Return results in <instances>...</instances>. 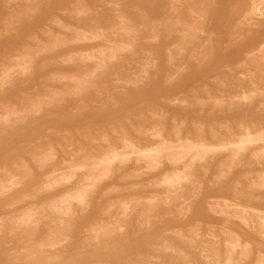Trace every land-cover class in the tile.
Segmentation results:
<instances>
[{
  "label": "rangeland",
  "instance_id": "rangeland-1",
  "mask_svg": "<svg viewBox=\"0 0 264 264\" xmlns=\"http://www.w3.org/2000/svg\"><path fill=\"white\" fill-rule=\"evenodd\" d=\"M210 6L214 13L211 21V29L215 32L213 51L210 56L196 59H190L188 53L181 55L179 59L188 63V72L180 81L168 84V75L177 69L168 63L167 53L168 50L177 53L178 32L182 29L178 23L180 16L172 13L168 0H29L28 4L26 0H0V75L7 69L13 74L5 86L0 84V119L11 111L25 114L21 124L13 117L11 124H0V168L4 171L0 170V187L3 182H10L7 183L8 191L0 192L3 195H0V264H259L264 261L261 260L264 259V190L256 182L264 173V159L256 162L252 150L246 151L235 166L230 165L231 159L227 155H223L208 174L198 167L190 176L192 182L189 179L188 184L182 183L181 190L171 194L169 199L164 196L166 191L161 183L170 168L150 174L143 169L144 165L136 164L132 159L126 166H115L110 179L89 194L84 207L73 204L67 218L58 217L52 205L59 203L68 189L53 192L42 189L53 166L63 167L65 161L80 163L87 156L100 157L115 147L123 149L124 139L138 147L150 146L153 144L151 129L155 125L163 129V135L169 139L174 131L180 130L182 137H206L204 140L214 144L238 138L245 124L253 132L264 127V92L256 95L251 106L230 104V98L240 92L238 65L242 62H246L247 69L256 76L250 81L243 80L244 85L264 91V60L257 51L259 44L264 42V35L254 39L258 34L248 29L243 32L234 29L246 18L244 12L248 10V0H214ZM83 8L88 9V15H98L103 25L119 23L116 16L120 14L136 17L130 18L134 21L144 17L155 26L162 24L175 28L170 37L164 36L167 31H159L162 37L158 67L157 71L149 70L152 78L148 84L127 85L129 74L137 72L141 62L138 58L110 66L96 79L87 77L92 65L68 62L77 52L92 53L98 47L96 43L76 45L72 42L74 32L88 29L87 20L77 18L78 10ZM57 38L66 41V45L55 44ZM28 52L31 56L37 55L32 56L31 68L16 72L17 57L30 55ZM248 52L253 56L248 57ZM138 55L142 58L141 52ZM125 64H131L135 69L126 72L123 70ZM230 68H233L232 72ZM74 82L84 83V86L74 89ZM37 96L52 97V101L48 100L47 107L44 103L36 110L31 104ZM53 101L58 104L54 105ZM36 111L41 116L34 114ZM196 124L200 126L197 128ZM202 127H205L204 132ZM50 151L58 154L53 166H44L39 157ZM222 170H225L224 176ZM76 183L79 182H74L70 188L77 186ZM150 213L152 216L148 215ZM65 219L69 222L66 226ZM25 221L29 225H25ZM47 241L52 246L46 244ZM22 249L34 250L35 255H28Z\"/></svg>",
  "mask_w": 264,
  "mask_h": 264
},
{
  "label": "bare ground",
  "instance_id": "bare-ground-1",
  "mask_svg": "<svg viewBox=\"0 0 264 264\" xmlns=\"http://www.w3.org/2000/svg\"><path fill=\"white\" fill-rule=\"evenodd\" d=\"M23 1V0H22ZM25 1V0H24ZM27 4L29 0H26ZM99 1V0H98ZM172 6V13L175 15H179L180 19L178 20V23L181 25L182 29L178 32L179 33V44L176 47L175 53L173 50H168L167 53V59L168 63L171 64V66L176 67L177 70H175L172 74L168 75L167 77V83L168 84H174L175 82L180 81L186 73L188 72V63L187 61L183 62L179 59L181 55L184 53H188L190 59L197 58L198 56H210L212 50V43L214 41L213 37L215 35V32L211 29L212 24V18L214 16L212 6V2L214 0H168ZM104 2V1H103ZM115 2V1H114ZM22 3V2H21ZM84 3V2H83ZM112 3V2H110ZM249 7L248 10L245 11L244 22L238 24L234 29L237 32H243L246 29L250 30L254 33H260L264 30V0H248ZM106 4V3H105ZM117 5V4H116ZM86 7V6H84ZM118 7V6H116ZM121 7V6H120ZM79 8V7H76ZM107 8H109L107 6ZM117 9V8H116ZM114 9V11H117ZM88 10V9H87ZM86 8L78 10L77 18L78 19H85L87 20L88 29L87 30H78L73 33L72 42L76 45H85V44H98V47L92 52H82V53H76L75 56L68 59V62H76L79 61L81 63L80 65L84 64H90L92 65L91 71L87 72V77L90 79H96L99 77L104 71L110 69V66L121 64L127 61H134V58H138L141 60L139 63V66L136 73H130V82L127 83L129 86L138 87L139 85L148 84L151 81L152 76L149 74L150 69H155L157 71L158 67V52L160 50V39L162 37L161 34H159L160 30L167 31V34H164L166 37H170L174 34L175 28L173 26L165 27L162 26V24L159 26H155L151 23H148L145 21L144 17L139 18V21H134L130 18H136V17H126L123 15L118 14L116 16L119 23L111 24V25H103L101 19L98 17V15H88V11ZM111 10L112 5H111ZM120 11V10H118ZM111 12V11H110ZM122 12V11H121ZM77 13V12H76ZM114 13V12H113ZM129 13V11H128ZM133 13H136L133 11ZM127 13H125L126 15ZM132 14V13H131ZM114 15V14H113ZM131 16V15H130ZM134 16V14H133ZM142 16V15H141ZM136 20V19H135ZM149 20V19H148ZM57 21V20H55ZM57 23V22H56ZM178 25V24H177ZM71 31V30H70ZM70 33V32H69ZM50 34V33H49ZM202 37V39H200ZM58 39V38H57ZM37 40V39H36ZM52 40V39H51ZM71 41V40H70ZM38 42V41H37ZM55 44L59 45H66V41H61L60 39L56 40ZM71 44V43H70ZM56 45V46H57ZM45 46V45H44ZM27 50V48H26ZM25 51V50H24ZM38 51V50H37ZM42 51V50H41ZM258 52L262 54L263 57L261 59L264 60V43L261 44L258 49ZM139 52L142 54V58H139ZM19 53V51L17 52ZM26 53V52H25ZM35 53V52H34ZM74 53V52H73ZM20 54V53H19ZM30 54V52H28ZM25 55V54H24ZM20 56L17 57V65H16V72L20 71H26L31 68L33 57L30 55L26 56ZM18 56V55H17ZM37 56V55H36ZM35 56V57H36ZM248 57H252V53H248ZM14 57V56H13ZM68 57V56H67ZM66 59V58H65ZM64 59V60H65ZM165 59V58H164ZM5 61V60H4ZM7 61V60H6ZM167 61V60H166ZM15 63V62H14ZM71 63V64H72ZM5 64V63H4ZM69 64V63H68ZM74 65V63H73ZM79 65V64H78ZM128 65V63H127ZM3 66V65H2ZM77 66V65H76ZM80 67V66H79ZM86 67V66H85ZM87 68V67H86ZM84 68V69H86ZM124 71H132L135 69V67L126 66L123 65ZM6 69V68H5ZM230 72L233 71V68L229 69ZM29 71V70H28ZM85 71V70H84ZM15 72V73H16ZM14 73V74H15ZM24 74V73H23ZM155 74V73H154ZM159 73L155 74L158 76ZM238 74L241 76V78L238 80L241 83L239 84L240 92L236 94L237 96L230 98V104H238L245 107L249 106L253 103L255 100V97L257 94L264 92L261 89L254 87L249 88L244 85L242 82L243 80H251L255 78V73L247 69V63L242 62L238 65ZM12 72L10 69H7L4 71L2 76L0 75V84L5 86L4 84L8 83V80L12 79ZM20 75V74H19ZM119 76V75H118ZM58 77V76H56ZM17 78V77H16ZM61 78V77H60ZM63 78V77H62ZM68 78V77H67ZM79 78V77H77ZM76 78V81H77ZM86 79V78H85ZM67 80V79H66ZM79 80V79H78ZM18 81V80H17ZM69 80H67L68 82ZM80 81V80H79ZM87 81V79H86ZM113 81V80H112ZM84 82V81H81ZM165 84V83H164ZM2 86V87H3ZM70 86V85H69ZM68 86V87H69ZM74 89H78L79 87H83L84 83L74 82L72 84ZM1 87V86H0ZM86 89V88H85ZM206 89H208L206 87ZM9 90V89H8ZM45 90V89H44ZM49 90V89H48ZM83 90V89H82ZM60 91V90H59ZM75 91V90H74ZM208 91V90H207ZM53 92V91H52ZM32 93V92H31ZM42 93V92H41ZM40 93V94H41ZM64 93V92H63ZM45 95V94H44ZM183 95V94H182ZM34 96V95H33ZM60 96V95H59ZM63 96V95H62ZM260 96V94L258 95ZM49 97V96H48ZM58 97V96H57ZM65 98V97H64ZM63 98V99H64ZM139 98V95H138ZM52 97L47 99V97L37 96L34 100H32L31 107H34L36 109L41 104L43 105L48 100L51 102ZM61 99V98H60ZM54 100V99H53ZM79 100V99H78ZM113 100V99H112ZM138 100V99H137ZM180 100V99H179ZM228 100V99H227ZM115 101V100H114ZM181 101V100H180ZM179 101V102H180ZM200 101V100H199ZM210 101V100H209ZM48 102V103H49ZM58 102V101H57ZM55 102V103H57ZM119 102V101H118ZM201 102V101H200ZM199 102V103H200ZM206 102V101H205ZM218 102L220 103L221 100ZM3 103V102H1ZM31 103V102H30ZM54 103V101H53ZM54 103V105H55ZM60 103V102H59ZM82 103V102H81ZM52 104V103H51ZM58 104V103H57ZM218 104V103H217ZM5 105V104H4ZM4 105H1L4 107ZM220 105V104H218ZM227 105V103H226ZM261 105V104H260ZM44 106V108H46ZM59 106V105H58ZM62 106V105H60ZM112 106V105H111ZM224 106V105H223ZM222 106V107H223ZM233 106V105H232ZM251 106V105H250ZM6 107V106H5ZM8 107V106H7ZM30 107V105H29ZM57 107V106H55ZM220 107V106H219ZM9 108V107H8ZM216 109V107H214ZM229 108V107H228ZM231 108V107H230ZM263 108V107H262ZM13 109V108H12ZM28 109V108H27ZM222 109V108H220ZM5 110V109H3ZM37 110V109H36ZM39 110V109H38ZM43 110V108H42ZM214 110V109H213ZM223 110V109H222ZM35 111V110H34ZM33 111V112H34ZM7 112V110H6ZM28 112V111H27ZM32 112V109H31ZM40 112V110H39ZM44 112V111H43ZM49 112V111H47ZM202 112V111H201ZM215 112V111H214ZM41 113V112H40ZM55 113V111H54ZM141 113V112H140ZM143 113V112H142ZM226 113V112H225ZM32 114V113H31ZM36 115L37 111L34 113ZM42 114V113H41ZM162 116V113H160ZM220 114V113H219ZM25 115V114H24ZM24 115L17 114L14 111L7 112L4 114V116L0 119V124L8 125L11 124V117L14 118V120L21 124L24 121ZM40 115V114H39ZM38 115V116H39ZM141 115V114H140ZM41 116V115H40ZM46 116V115H44ZM117 116V115H116ZM137 116V115H136ZM154 116H156L154 114ZM159 117V115H157ZM161 116L159 118H161ZM1 117V116H0ZM135 117V116H134ZM154 118V117H153ZM128 120V119H127ZM148 120V118H147ZM146 120V122H147ZM177 120V119H176ZM14 121V122H15ZM32 121V120H31ZM130 121V120H129ZM176 122V121H175ZM182 121V125H183ZM16 123V124H17ZM124 123V122H123ZM148 123V122H147ZM162 124V123H161ZM201 125V123H199ZM254 124V123H253ZM185 125V124H184ZM196 124L195 126H197ZM199 125V126H200ZM206 125V124H205ZM11 126V125H10ZM13 126V125H12ZM134 126V125H133ZM194 126V125H193ZM197 126V128L199 127ZM111 127V126H110ZM141 127V126H140ZM153 127V126H152ZM173 127V126H172ZM175 127H177L175 125ZM103 128V127H102ZM128 128V127H127ZM164 128V127H163ZM205 128V127H204ZM204 128L202 127L204 132ZM240 128V127H239ZM2 129V128H1ZM104 129V128H103ZM106 129V128H105ZM135 129V128H134ZM201 129V128H199ZM210 129V127H209ZM241 129V128H240ZM117 130V129H116ZM128 130V129H127ZM142 131V129L140 128ZM151 140L153 144L150 146L145 147H138L134 143H132L129 140H123L124 141V148L123 149H116V145L114 146L115 149H110L112 145H110V148H108L109 151H105V153L100 156H87L86 159H84L80 163H72L66 162L63 167L53 166L54 160L58 153L54 154L53 151L48 152L46 155H41L39 157L40 162L46 166V165H52L53 170L46 176L45 181L42 183V189L45 192H53L61 189H68V191L60 197V201L57 204L52 205V208L57 213L58 217H66L67 214L71 211V208L73 204H77L78 206H82L86 204L89 194L93 193L95 190H97L104 182L110 179L112 172L114 170V167L119 166H126L132 159L135 160L136 164L144 165L143 169L148 171L150 174H155L161 172L165 167L170 168V172L166 176L163 177L161 185L166 193L164 196L167 195V198L171 197V194H177L179 190H181V185L184 182H187L189 179H191L192 175L197 172L198 167L201 168V170L208 174L209 170L212 168L214 163L217 161V159L223 155H227L230 159V165H236L239 161H241V157L243 154L248 151L252 150L253 157L256 162H260L262 159H264V127L261 130H258L257 132H253L252 128H250L249 125L243 126V132L240 133L238 138H233L230 141L227 142H215L219 144L211 143L206 139H198L196 140L191 137H182L181 132L176 130L173 132L172 139L166 138L163 135V129H161L158 125H155L153 129H151ZM149 130V131H151ZM123 131V129H122ZM137 131V130H136ZM147 131V130H146ZM200 131V130H199ZM197 131V132H199ZM212 131V130H211ZM225 131V130H224ZM7 132V131H5ZM104 132V131H103ZM118 131H116L117 133ZM127 132V131H126ZM126 132L123 135H126ZM196 132V131H195ZM202 132V133H203ZM229 132V131H228ZM115 133V131H114ZM139 133V131H138ZM137 133V134H138ZM150 133V132H149ZM201 133V135H202ZM233 133V132H232ZM107 134V133H106ZM105 134V135H106ZM119 133H117L118 135ZM212 134V133H211ZM210 134V135H211ZM235 134V133H234ZM232 134V135H234ZM238 134V133H237ZM236 134V135H237ZM80 135V134H79ZM147 134H145L146 136ZM187 135V133H186ZM196 135V134H195ZM197 135H200L199 133ZM217 135V134H216ZM219 135V134H218ZM217 135V136H218ZM231 135V136H232ZM122 136V135H121ZM131 136V135H130ZM144 136V134H142ZM168 136V135H167ZM188 136V135H187ZM191 136V135H190ZM205 136V134H204ZM214 136V134H213ZM230 136V134H229ZM235 136V135H234ZM73 137V136H72ZM106 137V136H105ZM104 137V138H105ZM124 137V136H123ZM129 137V136H128ZM132 137V136H131ZM171 137V136H170ZM221 137V135H220ZM224 137V136H223ZM82 138V136H81ZM103 138V139H104ZM109 138V137H108ZM125 138V137H124ZM130 138V137H129ZM222 138V137H221ZM102 139V140H103ZM119 139V138H118ZM121 139V138H120ZM132 139V138H131ZM130 139V140H131ZM137 139V138H135ZM215 139V137H214ZM220 139V138H219ZM224 139V138H223ZM227 139V138H226ZM229 139V138H228ZM85 140V139H84ZM87 140V139H86ZM109 140V139H108ZM113 140V139H112ZM122 140V139H121ZM96 141V140H95ZM118 141V140H117ZM137 141V140H136ZM217 141V140H216ZM47 142V141H46ZM68 142V141H67ZM108 142V141H106ZM104 142V143H106ZM139 142V141H138ZM141 142V141H140ZM61 145V144H60ZM68 145V144H67ZM72 145V144H71ZM139 145V144H138ZM69 146V145H68ZM122 146V144H121ZM141 146V144L139 145ZM49 147H51L49 145ZM61 147V146H60ZM113 147V146H112ZM44 148V147H43ZM55 148V147H54ZM63 148V147H62ZM73 148V146H72ZM48 149V148H47ZM105 149V147L103 148ZM45 150V149H44ZM64 150V149H62ZM64 152V151H63ZM73 152V151H72ZM76 152V151H75ZM65 153V152H64ZM86 153V152H85ZM92 153V152H91ZM72 154V153H71ZM76 154V153H75ZM56 155V156H55ZM68 157V154H66ZM245 156V155H244ZM243 156V157H244ZM70 157V156H69ZM73 158V157H72ZM76 158V156L74 157ZM250 158V157H249ZM38 160V158H36ZM63 159V158H62ZM227 159V158H226ZM224 161V160H223ZM38 162V163H40ZM252 162V161H251ZM250 162V163H251ZM241 163V162H239ZM135 164V165H136ZM260 164V163H259ZM3 165V164H2ZM7 165V164H6ZM26 165V164H25ZM42 166V167H44ZM6 167V166H5ZM26 167V166H25ZM24 167V169H25ZM7 168V167H6ZM5 168V171L7 170ZM19 168V167H18ZM39 168V167H38ZM234 168V167H232ZM23 169V171H24ZM0 170H2L0 168ZM28 171V168L25 169ZM3 171V170H2ZM9 171V170H8ZM231 171V167L228 168V172ZM4 172V171H3ZM11 172V171H9ZM202 172V174H203ZM7 173V172H6ZM5 173V174H6ZM27 175L30 174V172H26ZM29 173V174H28ZM166 173V172H165ZM223 176L225 173V170H222ZM23 174V173H22ZM128 174V173H127ZM221 174V173H220ZM4 175V174H3ZM7 175V174H6ZM25 175V173H24ZM231 175V173L229 174ZM253 175V174H252ZM13 176V175H12ZM20 177V176H18ZM16 177L15 180L18 178ZM24 177V176H21ZM217 177V176H216ZM227 178V177H226ZM260 179L257 182V186L260 187V189L264 190V173L260 174ZM21 179V178H20ZM25 179V178H24ZM193 179V178H192ZM192 179L190 183L192 182ZM22 180V179H21ZM224 180V179H223ZM227 180V179H226ZM19 181V180H18ZM17 181V182H18ZM79 182L77 186H74L73 188H70V186L73 185L74 182ZM197 182V180L195 179ZM200 181V180H198ZM11 182H13L11 180ZM22 182V181H21ZM7 183H10L9 181ZM4 182L2 183L0 187V192L8 188V184ZM14 183V182H13ZM12 183V184H13ZM11 184V185H12ZM21 184V183H20ZM19 184V185H20ZM186 184V183H185ZM188 184V182H187ZM193 184V183H192ZM252 184V183H251ZM256 183H254L255 185ZM17 185V184H15ZM197 185L198 184H193ZM107 186V185H106ZM189 186V185H187ZM203 186V185H202ZM214 186V185H212ZM239 186V185H237ZM256 186V185H255ZM13 187V186H12ZM16 187V186H15ZM192 187V186H190ZM201 187V186H200ZM241 187V186H240ZM19 188V187H18ZM243 188V187H242ZM12 189V188H11ZM184 189V188H183ZM182 189V190H183ZM257 189V188H256ZM259 189V188H258ZM10 190V189H9ZM122 190V189H121ZM185 190V189H184ZM248 190V189H247ZM246 190V191H247ZM260 190V191H261ZM8 191L5 190V192ZM15 191V190H14ZM237 191V190H236ZM258 191V190H257ZM4 192V191H3ZM2 192V193H3ZM11 192V191H10ZM8 192V193H10ZM117 192V191H116ZM193 192V191H192ZM191 192V193H192ZM196 192V191H194ZM7 193V194H8ZM106 193V192H105ZM183 193V192H182ZM261 193V192H260ZM17 194V193H16ZM184 194V193H183ZM243 194V193H242ZM1 195V194H0ZM157 195V194H156ZM182 195V194H181ZM180 195V196H181ZM194 195V194H192ZM196 195V194H195ZM241 195V194H240ZM3 196V195H1ZM106 196V195H105ZM175 195H172L174 198ZM185 196V195H184ZM260 196V195H259ZM154 197V196H152ZM186 197V196H185ZM195 197V196H194ZM199 198V196H197ZM147 198V197H146ZM166 198V197H165ZM178 198V197H177ZM187 198V197H186ZM197 198V199H198ZM242 198V197H241ZM258 198V197H257ZM134 200V199H133ZM139 200V199H138ZM141 200V199H140ZM149 200V199H148ZM166 199H164L165 201ZM195 200V199H194ZM258 200V199H257ZM132 201V200H131ZM143 201V199H142ZM214 201V200H213ZM186 202V201H185ZM217 202V201H216ZM215 202V203H216ZM220 202V201H219ZM259 202V201H258ZM172 203V202H171ZM170 203V204H171ZM212 203V201H211ZM214 203V202H213ZM225 203V202H224ZM223 203V204H224ZM53 204V203H52ZM126 204V203H125ZM151 204V203H150ZM159 204V203H158ZM166 204V203H164ZM226 204V203H225ZM229 204V203H228ZM128 205V204H127ZM154 205V204H153ZM230 205V204H229ZM237 205V204H236ZM86 206V205H85ZM149 206V205H148ZM157 206V205H156ZM168 206V205H167ZM170 206V205H169ZM185 206V205H184ZM188 206V205H187ZM231 206V205H230ZM235 206V204H234ZM122 207V206H121ZM191 207V206H190ZM168 208V207H167ZM230 208V207H229ZM51 209V208H50ZM145 209V208H144ZM147 209V208H146ZM188 209V208H187ZM231 209V208H230ZM242 209V208H241ZM239 209V210H241ZM125 210V209H124ZM167 210V209H166ZM235 210V209H234ZM252 210V209H251ZM127 209L125 210V212ZM129 211V210H128ZM136 211V210H135ZM146 211V210H145ZM150 211V210H149ZM155 211H157L155 209ZM184 211V210H183ZM243 211V210H242ZM247 211V210H246ZM245 211V212H246ZM256 211V210H255ZM30 212V211H29ZM165 212V211H164ZM238 212V211H237ZM260 212V211H259ZM26 213V212H25ZM123 213V212H122ZM159 213V212H158ZM169 213V211H168ZM35 214V213H34ZM108 214V213H107ZM239 214V212L237 213ZM242 214V213H241ZM249 214V213H248ZM247 214V215H248ZM261 214V213H260ZM125 215V214H124ZM148 215H151L148 214ZM161 215V214H160ZM181 215V214H180ZM230 215V214H229ZM245 215V214H244ZM246 215V216H247ZM142 216V215H141ZM145 216V215H144ZM152 216V215H151ZM150 216V217H151ZM232 216V215H231ZM237 217V215H235ZM239 216V215H238ZM34 217V216H33ZM48 217V216H47ZM69 217V216H68ZM150 217H148L149 220ZM234 217V216H233ZM240 217V216H239ZM238 217V220H240ZM248 217V216H247ZM246 217V218H247ZM67 218V217H66ZM120 218V217H119ZM174 218V217H173ZM232 218V217H231ZM230 218V219H231ZM245 218V219H246ZM252 218V217H251ZM250 218V220H251ZM254 218V217H253ZM35 219V218H34ZM47 219V218H46ZM54 219V218H53ZM141 219V218H140ZM249 219V218H248ZM256 219V218H255ZM24 220V219H23ZM60 220V219H59ZM181 220V219H180ZM237 220V219H236ZM262 220V219H261ZM35 221V220H34ZM61 221V220H60ZM63 221V219H62ZM67 221L66 219L64 222ZM227 221V220H226ZM241 221H244L242 219ZM264 221V220H263ZM5 222V221H4ZM59 222V221H57ZM63 222V223H64ZM228 222V221H227ZM248 222V221H247ZM252 222V221H251ZM258 222V221H257ZM256 222V223H257ZM260 222V221H259ZM262 222V221H261ZM6 223V222H5ZM13 223V221H12ZM37 223V222H36ZM56 223V221H55ZM62 223V224H63ZM69 223L68 221L65 224ZM120 223V222H119ZM230 223V222H229ZM245 223V222H244ZM3 224V223H2ZM39 224V223H38ZM109 224V223H108ZM236 224V223H234ZM258 224V223H257ZM14 225V224H13ZM25 225H29L27 221H25ZM40 225V224H39ZM55 225V224H54ZM61 225V224H60ZM198 225V224H197ZM249 225V224H248ZM253 223L251 224L252 227ZM255 225V224H254ZM31 226V225H30ZM62 226V225H61ZM64 226V227H65ZM118 226V224H117ZM247 226V225H246ZM13 227V226H11ZM27 227V226H26ZM47 227V226H46ZM111 227V226H110ZM119 227V226H118ZM195 227V226H194ZM250 227V226H249ZM255 227V226H254ZM263 227V225H262ZM21 228V226H20ZM102 228V227H101ZM115 228V227H114ZM112 228V229H114ZM241 228V227H240ZM260 228V227H259ZM16 229V228H15ZM56 229V228H54ZM108 229H110L108 227ZM117 229V227H116ZM244 229V228H243ZM255 229V228H254ZM66 230V229H65ZM143 230V229H140ZM183 230V229H182ZM241 230V229H240ZM257 230V229H256ZM264 230V228H263ZM11 231V230H10ZM20 231V230H19ZM64 231V230H63ZM119 231V229H118ZM125 231V230H123ZM25 232V231H24ZM31 232H33L31 230ZM109 232V230H108ZM115 232V231H113ZM117 232V231H116ZM180 232V231H179ZM262 232V231H261ZM12 233V232H11ZM63 233V232H62ZM97 232L94 231L93 234L96 235ZM122 233V231H121ZM175 233V232H174ZM193 233V232H192ZM232 233V232H231ZM35 234V233H33ZM61 234V233H60ZM108 234V233H107ZM111 234V233H110ZM115 234V233H113ZM120 234V233H118ZM125 234V233H124ZM135 234V233H134ZM241 234V233H240ZM250 234V233H249ZM12 235V234H11ZM10 235V236H11ZM14 235V233H13ZM29 235V234H28ZM92 235V234H91ZM116 235V234H115ZM114 235V236H115ZM121 235V234H120ZM178 235V234H177ZM180 235V234H179ZM182 235V234H181ZM180 235V236H181ZM193 235V234H192ZM229 235V234H227ZM238 235V234H237ZM261 235V234H260ZM263 235V234H262ZM261 235V237H263ZM57 236V235H55ZM65 235H63L64 237ZM70 237V235H68ZM67 236V237H68ZM108 237L107 235H103ZM118 236V235H117ZM199 236V235H198ZM246 236V235H245ZM62 237V235H61ZM66 237V236H65ZM68 237V238H69ZM88 237V236H87ZM93 237H95L93 235ZM120 237V236H119ZM118 237V238H119ZM212 237V236H211ZM226 237V236H225ZM235 237V236H234ZM241 237V236H240ZM51 238V237H50ZM67 238V239H68ZM99 238V237H98ZM97 238V239H98ZM104 238V237H103ZM109 238V237H108ZM116 238V237H115ZM123 238V237H122ZM208 238V237H207ZM54 239V237H53ZM60 239V237H59ZM66 239V240H67ZM106 239V238H104ZM110 239V238H109ZM113 239V237H112ZM111 239V240H112ZM126 239V238H124ZM198 239V238H197ZM205 239V238H204ZM215 239V238H214ZM250 239V238H249ZM55 240V239H54ZM65 240V239H64ZM65 240V241H66ZM213 240V239H212ZM241 240V239H238ZM237 240V241H238ZM245 240V239H244ZM124 241V240H123ZM215 241V240H214ZM217 241V240H216ZM242 241V240H241ZM248 241V240H247ZM250 241V240H249ZM240 242V241H239ZM246 242V241H245ZM251 242V241H250ZM50 244V242H46V244ZM55 243V242H54ZM53 243V245H54ZM217 243V242H216ZM247 243V242H246ZM253 243V242H252ZM45 244V243H44ZM43 244V245H44ZM96 244V243H95ZM112 244V243H111ZM240 244V243H239ZM39 246V245H38ZM52 246V245H51ZM50 246V247H51ZM58 246V245H57ZM165 246V245H164ZM212 246V245H211ZM228 246V245H226ZM236 246V245H235ZM247 246V245H246ZM249 246V245H248ZM41 247V245H40ZM43 247V246H42ZM158 247V246H154ZM218 247V246H216ZM241 247V246H239ZM52 248V247H51ZM59 248V247H58ZM57 248V249H58ZM103 248V247H102ZM152 248V247H151ZM233 248V247H232ZM231 248V249H232ZM66 249V248H65ZM101 249V248H100ZM104 249V248H103ZM166 249V248H165ZM238 249V248H237ZM24 250V249H22ZM199 250V249H198ZM218 250V249H217ZM228 250V249H227ZM60 251V250H59ZM169 251V250H168ZM220 251V250H219ZM218 251V252H219ZM229 251V250H228ZM226 251V252H228ZM244 251V249H243ZM249 251V250H247ZM172 252V251H171ZM217 252V253H218ZM225 252V253H226ZM242 252V251H241ZM246 252V251H244ZM24 253L34 256L35 252L34 250L29 249L28 251L24 250ZM185 253V252H184ZM216 253V254H217ZM229 253V252H228ZM59 254V253H58ZM212 254V253H211ZM234 254V253H233ZM241 254V253H240ZM261 254V253H260ZM220 256V254H218ZM226 255V254H225ZM263 255V254H262ZM261 255V256H262ZM79 256V255H78ZM82 256V255H81ZM186 256V255H185ZM184 256V257H185ZM207 256V255H206ZM214 257L216 255H213ZM247 256V255H245ZM52 257V256H51ZM141 257V256H140ZM211 257V256H210ZM218 257V256H217ZM216 257V260H218ZM235 257V255L233 256ZM244 257V254L243 256ZM188 258V257H187ZM186 258V259H187ZM219 258V257H218ZM228 258V256L226 257ZM263 258V257H262ZM261 260L263 261L264 259ZM191 259V258H190ZM215 259V258H214ZM207 260V258L205 259ZM232 260H235L234 258ZM209 261V260H208ZM230 261V260H229ZM189 262V261H188ZM220 262V261H219ZM261 262V261H260ZM211 263V262H210ZM163 264V263H162ZM230 264V263H229ZM259 264H264V261Z\"/></svg>",
  "mask_w": 264,
  "mask_h": 264
},
{
  "label": "crops",
  "instance_id": "crops-1",
  "mask_svg": "<svg viewBox=\"0 0 264 264\" xmlns=\"http://www.w3.org/2000/svg\"><path fill=\"white\" fill-rule=\"evenodd\" d=\"M255 34H258V36H257V37L255 36L254 39L259 38V37L262 36V35H260V34H263V35H264V30H263L262 32H260V33H255ZM247 38H248V36L245 37V39H247ZM249 42H250V41H249ZM263 43H264V42L260 43L259 46H260L261 44H263ZM259 46H258V47H259ZM250 49H253V47L250 46ZM257 49H258V48H257ZM248 53H249V52H248ZM248 53H247V55H248Z\"/></svg>",
  "mask_w": 264,
  "mask_h": 264
}]
</instances>
